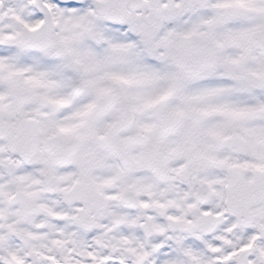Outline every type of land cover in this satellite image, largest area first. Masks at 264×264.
<instances>
[{
  "label": "snow or ice",
  "instance_id": "6c2138e0",
  "mask_svg": "<svg viewBox=\"0 0 264 264\" xmlns=\"http://www.w3.org/2000/svg\"><path fill=\"white\" fill-rule=\"evenodd\" d=\"M0 264H264V0H0Z\"/></svg>",
  "mask_w": 264,
  "mask_h": 264
}]
</instances>
